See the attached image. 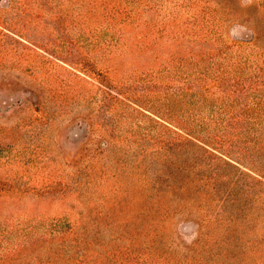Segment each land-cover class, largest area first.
<instances>
[{"label":"rangeland","instance_id":"374dc122","mask_svg":"<svg viewBox=\"0 0 264 264\" xmlns=\"http://www.w3.org/2000/svg\"><path fill=\"white\" fill-rule=\"evenodd\" d=\"M0 264H264V0H0Z\"/></svg>","mask_w":264,"mask_h":264},{"label":"trees","instance_id":"16d2710c","mask_svg":"<svg viewBox=\"0 0 264 264\" xmlns=\"http://www.w3.org/2000/svg\"><path fill=\"white\" fill-rule=\"evenodd\" d=\"M252 81V80H251ZM244 83V82H243ZM243 83H241V85H243ZM248 83V85H246V87H243V86H241V87H243L244 89H242L243 91H245V88L247 89V90H250L251 88H252V83H250V82H247ZM240 84V83H239ZM247 94H251V93H247ZM184 97V96H183ZM185 103V102H184ZM186 103L187 104H189V100H187L186 101ZM191 103H193V101L191 102ZM189 124V123H188ZM195 125H197V124H195ZM229 130H225V132H228ZM240 162V161H239ZM244 161H242V162H240V163H243ZM245 163V162H244ZM243 163V164H244ZM256 172H257V170H256ZM148 248L150 249V246H148Z\"/></svg>","mask_w":264,"mask_h":264}]
</instances>
